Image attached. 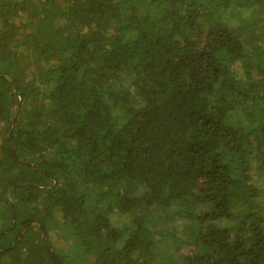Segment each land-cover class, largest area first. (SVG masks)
I'll use <instances>...</instances> for the list:
<instances>
[{"label":"trees","instance_id":"obj_1","mask_svg":"<svg viewBox=\"0 0 264 264\" xmlns=\"http://www.w3.org/2000/svg\"><path fill=\"white\" fill-rule=\"evenodd\" d=\"M63 229L264 264V0H0V264H67Z\"/></svg>","mask_w":264,"mask_h":264},{"label":"rangeland","instance_id":"obj_2","mask_svg":"<svg viewBox=\"0 0 264 264\" xmlns=\"http://www.w3.org/2000/svg\"><path fill=\"white\" fill-rule=\"evenodd\" d=\"M58 235H55L53 231L49 232V238L53 242L56 249H69L70 253L72 254L70 256V260H67V264H80L81 263V253L79 248H77L76 244L72 242L71 240H68V234L63 230L56 231ZM72 246V248H71Z\"/></svg>","mask_w":264,"mask_h":264}]
</instances>
